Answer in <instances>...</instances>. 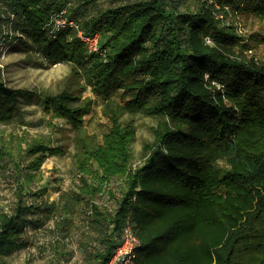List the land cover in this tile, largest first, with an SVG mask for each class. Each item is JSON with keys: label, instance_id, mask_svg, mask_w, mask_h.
<instances>
[{"label": "trees", "instance_id": "1", "mask_svg": "<svg viewBox=\"0 0 264 264\" xmlns=\"http://www.w3.org/2000/svg\"><path fill=\"white\" fill-rule=\"evenodd\" d=\"M100 1L0 0V53L16 38L34 45L48 65H71L83 90L105 102L110 122L102 144L78 145L77 189L61 193L57 204L48 203L46 188L30 186L32 173L62 151L34 143L20 145L15 156L1 148L0 161L9 157L14 165L16 200L0 211V259L25 247L26 229H40L54 212H81L99 240L93 264H109L128 224L139 241L136 264H264V65L234 52L236 39L218 18L227 13L204 0L197 11L191 0H111L118 5L80 20ZM244 1V12L263 16L258 0ZM75 5L81 9L73 15ZM56 15L98 34L100 53L89 54L75 28L56 31ZM33 97L78 132L94 104L70 90L13 89L0 73V125ZM140 113L161 122L144 147L145 162L132 168L136 131L121 118ZM25 156L33 158L27 165ZM115 179L124 187L120 197L109 190L116 200L110 210L95 199Z\"/></svg>", "mask_w": 264, "mask_h": 264}, {"label": "rangeland", "instance_id": "2", "mask_svg": "<svg viewBox=\"0 0 264 264\" xmlns=\"http://www.w3.org/2000/svg\"><path fill=\"white\" fill-rule=\"evenodd\" d=\"M133 1L137 0L125 2ZM198 1L191 0V10L197 11ZM244 2L238 0L237 4L230 6L217 0L220 9L227 13L221 26H227L233 39H236L233 50L241 59L254 60L264 65V10L263 16L246 13L242 8ZM258 2L264 7V0ZM115 5L118 3L111 0L97 2L88 8L87 12L82 10L83 16L80 20L89 21L99 10H106ZM80 9L79 5H75L73 15L76 11L80 12ZM17 37L25 39L20 33ZM81 43L85 45L83 41ZM88 44L89 48L93 49L95 41L88 40ZM71 69L72 66L69 64L48 65L34 45L31 47L19 45L16 38L5 41L1 46L0 73L8 87L52 95L70 90L78 96L81 95L83 99L90 97L94 100L92 112L86 117L84 128L80 132L72 129L65 120L46 114L44 103L36 97L21 100L13 119L0 125V151L5 146L7 151L18 156L20 145L25 149L27 144L34 143L47 144L50 148L62 151L61 156L47 158L40 170L32 173L35 180L30 186L31 190L39 192L40 189L46 188L45 198L49 204H57L61 193L77 189L80 172L75 165L74 157L78 153V145L83 142L94 146L102 144L110 128V122L104 113L105 102L96 98L90 89L84 91V79L73 78ZM121 122L124 126L130 123L135 128L136 134L131 145L133 155L131 167H140L146 159L144 147L154 141L152 130L158 126L161 119L147 117L141 113L125 114ZM32 160V157L25 156L22 161L27 165ZM11 161L9 157L0 161V211L8 210L16 200V172L12 170L14 165ZM5 165L9 167L6 172L3 170ZM216 167L227 168L222 162ZM123 187L121 181L113 180L105 189L106 192L97 196L95 203L113 210L116 200L110 193H113L114 197H120ZM23 239L26 246L1 258L0 264H93L91 255L99 247L96 233L85 226V214L81 212L65 217H58L54 212L51 214V220L45 221L40 229L27 228Z\"/></svg>", "mask_w": 264, "mask_h": 264}, {"label": "built area", "instance_id": "3", "mask_svg": "<svg viewBox=\"0 0 264 264\" xmlns=\"http://www.w3.org/2000/svg\"><path fill=\"white\" fill-rule=\"evenodd\" d=\"M208 3V5L217 10H221L217 0H204ZM219 19L224 18V15H218ZM56 31L64 30L67 27L75 28L78 34V38L84 42L85 47L87 48L89 54H99L100 53V36L98 34L95 35H86L79 27H77L74 23L68 21L65 18H62V15L54 17V26ZM86 40V42H85ZM88 40L95 41V45L92 48H89ZM209 42V41H208ZM139 246V241L134 234L133 228L130 224L124 227L121 239L117 245V248L114 252L112 260L109 264H136L137 260V248Z\"/></svg>", "mask_w": 264, "mask_h": 264}]
</instances>
